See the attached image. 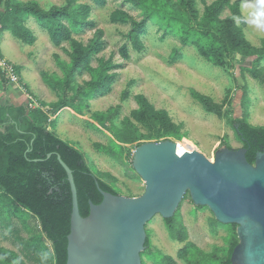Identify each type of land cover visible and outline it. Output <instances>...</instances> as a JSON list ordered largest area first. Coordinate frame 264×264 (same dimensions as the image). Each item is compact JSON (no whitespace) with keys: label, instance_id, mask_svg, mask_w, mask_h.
<instances>
[{"label":"rangeland","instance_id":"rangeland-1","mask_svg":"<svg viewBox=\"0 0 264 264\" xmlns=\"http://www.w3.org/2000/svg\"><path fill=\"white\" fill-rule=\"evenodd\" d=\"M20 1H37L46 9L52 5L62 6L66 3V0ZM78 1L92 5L91 19L105 32V48L93 57L92 65L98 66L100 58L111 59L113 63L122 65L110 71L116 72L117 76L112 91L107 95L85 98L86 102L84 96H76L77 86L83 85L84 81L91 78L87 72H77L71 78L68 89L64 85L57 89L46 81L43 73L50 76L52 83L67 80L65 69L60 62H70L67 52L70 50V44L65 42L60 47L53 45L48 33L40 29L38 21L33 17L28 19L27 24L33 29L37 37L36 42L30 45L17 39L9 31H0V51L9 62L15 64L23 90L48 112L51 121L48 129L80 149L95 174L108 173L114 176L116 179H103L119 194L137 197L144 193L145 181L133 168L132 156H128L127 152L131 150L133 153L140 142L157 141L154 136L156 130L133 121L134 132L151 134L150 139L123 144L125 153L122 155L110 156L96 150L94 144H109L112 139L116 140L114 129L126 131L123 119L130 115L132 109L138 108L136 94L142 93L156 108L166 109L173 122L181 124L180 132L193 143V148L213 156L225 145L235 149L243 146L234 127L227 121L230 116L244 114L252 125H264V85L249 71L241 70L243 65L251 66L255 57H235L227 54V64L216 66L207 61L195 45H184L173 35L164 36V30L154 22H148V34L143 37L146 49L139 53L131 46L128 36L130 24H113L109 17L113 10L122 8L139 20L140 10L123 0H107L105 6H97L92 0ZM196 1L200 20L205 4L202 0ZM205 1L210 4L213 0ZM241 9L247 19L244 26L246 38L253 46L262 47L264 0H241ZM229 16L231 13L228 9L220 15L223 19ZM236 22L240 25L238 20ZM192 24L200 29L195 22ZM93 34L94 29L75 34L74 37L86 44ZM125 43L130 47L131 57L128 60L123 59L119 53V48ZM173 50H178L182 57L170 64L169 56ZM260 64L264 67V59ZM193 90L210 97L217 104H222L223 113L219 115L206 110L192 96ZM124 92H128L126 99ZM61 101L67 102V106L61 107ZM76 110L82 111L83 114ZM182 140L183 138L179 142ZM198 207L187 193L180 203L179 212L175 213L176 231H182L185 227L188 232L187 242L194 243L187 259L178 256L179 250L187 242L175 240L165 219L157 214L146 224L151 246L141 253L143 264H163L166 256L174 257L181 264L222 263L232 232L228 227L217 223L218 220L209 207ZM0 211L3 212V220H0V246L17 252L26 259V264H36L26 256L17 237L21 236L27 240L42 237L38 218L24 211L11 197L4 198L1 194ZM43 243L51 248L49 240L45 239Z\"/></svg>","mask_w":264,"mask_h":264},{"label":"trees","instance_id":"trees-1","mask_svg":"<svg viewBox=\"0 0 264 264\" xmlns=\"http://www.w3.org/2000/svg\"><path fill=\"white\" fill-rule=\"evenodd\" d=\"M97 6H105L107 0H92ZM205 4L202 18L199 20V10L196 0H123L140 10L141 18L131 16L128 11L116 8L110 14L109 20L113 24H130L128 36L132 49L143 52L146 49L143 37L148 34V22H154L164 30V36L178 37L184 45H195L198 52L216 66L227 64L226 55L235 57H255L251 66H241L242 71H249L252 76L264 85V67L260 62L264 59L263 46H253L246 38L244 26L247 19L242 13L241 0H213ZM228 9L231 16L221 18L223 11ZM92 5L81 3L78 0H66L62 6L52 5L43 8L37 1L23 2L20 0H0V31H9L14 37L24 43L33 45L37 37L27 24L30 17L38 21L41 30L48 33L53 45L70 44L68 55L70 62H60L65 69L67 80L52 83L50 76L43 73L46 81L59 89L60 85L69 88L71 78L77 72H87L91 78L78 85L77 97L84 96L92 99L103 97L112 91L116 80V72L112 69L122 67L113 63L111 59H99V65L93 66L92 59L105 48V32L97 27L91 19ZM236 20L240 22L237 24ZM192 22L198 24L197 29ZM94 29L93 36L85 44L74 37ZM123 59H130V47L127 43L119 48ZM182 57L178 50H173L169 56V63L173 64ZM243 89V88H242ZM124 99L128 92H124ZM192 96L198 100L209 112L221 115L223 105L215 103L210 97L195 90ZM138 108L131 110L130 115L124 117L126 131L113 130L116 140L109 144L97 142L94 148L110 156L125 153L123 144L136 140L150 139L151 134H136L132 129L133 121L155 128L154 136L157 141L172 138L180 140L184 135L180 132L181 124L173 122L168 111L156 108L144 94H136ZM86 102V100H85ZM61 101V107L67 106ZM77 111V110H76ZM83 114L82 111H77ZM227 121L232 125L243 146L247 148V158L255 162L257 152L264 151V125H252L245 117L230 116ZM50 116L41 106L30 108L28 103L20 105H0V194L14 199L24 211L36 216L40 222L42 237L33 240L17 237L26 256L36 264H67L68 235L71 229L72 192L67 173L61 165L58 155L73 171L78 193V202L81 215L86 217L90 212L89 201L98 204L103 196L96 182L105 191L119 194V192L103 177L116 179L108 173L95 174L86 161L84 153L68 141L59 137L53 130ZM92 126H95L92 124ZM97 128V126H95ZM144 142H140L137 146ZM136 146V147H137ZM128 150L127 155L132 156ZM198 208H203L199 206ZM180 210V205L176 214ZM175 214V215H176ZM175 215L165 219L172 237L179 242H187L188 232L183 228L176 231L174 226ZM0 220L3 212L0 211ZM218 224L231 230V239L225 258L221 264H232L231 254L238 244L236 225ZM51 242V248L43 243ZM147 248L151 246V238L147 233ZM194 246L188 241L178 252V256L187 259L189 250ZM0 264H26V259L13 250L0 246ZM163 264H181L174 257L166 256Z\"/></svg>","mask_w":264,"mask_h":264},{"label":"water","instance_id":"water-1","mask_svg":"<svg viewBox=\"0 0 264 264\" xmlns=\"http://www.w3.org/2000/svg\"><path fill=\"white\" fill-rule=\"evenodd\" d=\"M58 159L72 192L67 264H143L146 224L157 214L173 218L187 193L219 222L237 225L232 264H264V151L251 163L244 146L225 145L213 156L172 138L144 142L132 154L133 168L146 184L144 193L114 194L97 181L103 199L89 201L86 217L79 209L73 171Z\"/></svg>","mask_w":264,"mask_h":264},{"label":"crops","instance_id":"crops-1","mask_svg":"<svg viewBox=\"0 0 264 264\" xmlns=\"http://www.w3.org/2000/svg\"><path fill=\"white\" fill-rule=\"evenodd\" d=\"M2 54L3 53L0 51V55L5 57ZM28 95L29 94H27L23 90L20 82L19 83H12V82L8 81L0 71V105H6V104L20 105L24 102L29 103L30 100L28 98ZM37 104H38V102H37Z\"/></svg>","mask_w":264,"mask_h":264},{"label":"built area","instance_id":"built-area-1","mask_svg":"<svg viewBox=\"0 0 264 264\" xmlns=\"http://www.w3.org/2000/svg\"><path fill=\"white\" fill-rule=\"evenodd\" d=\"M0 71L8 81L12 83H19L20 78L15 64L9 62L5 57L1 55H0ZM28 98L30 100L28 103L30 108H35L40 106L39 104H37L36 100L31 98L29 95Z\"/></svg>","mask_w":264,"mask_h":264},{"label":"bare ground","instance_id":"bare-ground-1","mask_svg":"<svg viewBox=\"0 0 264 264\" xmlns=\"http://www.w3.org/2000/svg\"><path fill=\"white\" fill-rule=\"evenodd\" d=\"M181 143L193 148V143L187 138H183Z\"/></svg>","mask_w":264,"mask_h":264}]
</instances>
